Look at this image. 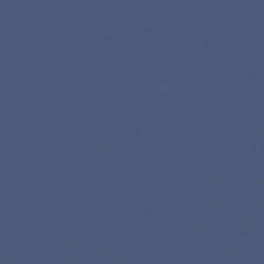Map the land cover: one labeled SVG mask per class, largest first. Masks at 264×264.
I'll return each instance as SVG.
<instances>
[{
    "label": "water",
    "instance_id": "obj_1",
    "mask_svg": "<svg viewBox=\"0 0 264 264\" xmlns=\"http://www.w3.org/2000/svg\"><path fill=\"white\" fill-rule=\"evenodd\" d=\"M0 264H264V0H0Z\"/></svg>",
    "mask_w": 264,
    "mask_h": 264
}]
</instances>
